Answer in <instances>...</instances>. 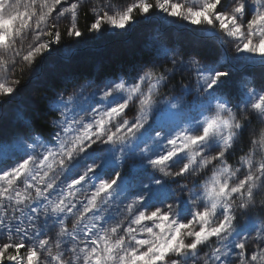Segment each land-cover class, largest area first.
Segmentation results:
<instances>
[{
  "label": "snow or ice",
  "instance_id": "obj_1",
  "mask_svg": "<svg viewBox=\"0 0 264 264\" xmlns=\"http://www.w3.org/2000/svg\"><path fill=\"white\" fill-rule=\"evenodd\" d=\"M154 21L225 52L185 61L156 33L131 73L53 92V120L17 114L0 131V264H264V0H0V107L85 34ZM185 71L194 86L167 91Z\"/></svg>",
  "mask_w": 264,
  "mask_h": 264
},
{
  "label": "trees",
  "instance_id": "obj_2",
  "mask_svg": "<svg viewBox=\"0 0 264 264\" xmlns=\"http://www.w3.org/2000/svg\"><path fill=\"white\" fill-rule=\"evenodd\" d=\"M85 18L81 16L80 27L83 31L85 28ZM153 24L137 25L130 29L127 36L117 35L116 32H106L103 35L85 34L78 38L79 43L74 44L72 49L73 55L71 59L65 57V49L60 46V51L54 52L51 57L38 63L34 71L29 72L22 78L21 81V96L19 101L9 103L6 112L0 114V120L4 126H9L8 131H15L17 127V114L25 117H31L29 102L26 101L30 96L34 97V102L31 106H39L40 119L38 124L43 125L46 118L48 121L54 119L53 116H44V112L49 108L51 94L55 91L67 89L69 93L74 88L85 86L84 95L87 96L98 88L97 86L103 81L114 80L118 76H123L125 72L131 73L134 68L144 64L148 59L153 49V44L148 49L139 48L137 53H131L127 49L128 45L139 46L140 40H145L146 32L150 31ZM182 34L183 45H181L179 59H187L186 55H197V58L209 60V57L222 53L221 47L217 46L216 42L209 41L205 43H197L194 41V34ZM73 43L72 41H66ZM146 43V41H145ZM148 44V42H147ZM149 45V44H148ZM72 63L75 68L74 73L70 75L72 82H65L56 77L52 73L60 71L63 66ZM52 71V72H51ZM70 80V81H71ZM192 78L188 75L176 74L172 84L167 91L173 95L179 94L182 85L191 84ZM91 85L90 87L88 85ZM58 116V113L56 114ZM2 131V127H0ZM234 162L230 160V163Z\"/></svg>",
  "mask_w": 264,
  "mask_h": 264
},
{
  "label": "rangeland",
  "instance_id": "obj_3",
  "mask_svg": "<svg viewBox=\"0 0 264 264\" xmlns=\"http://www.w3.org/2000/svg\"><path fill=\"white\" fill-rule=\"evenodd\" d=\"M116 2H120V0H116ZM152 24H153V26H152L151 30L146 32L147 35H146L145 40H140L138 47H136L134 44L133 45L130 44L127 46V49L130 50L131 53L136 54L139 48H141L143 50L148 49L151 44H153V49H154V43H155L154 36L156 35V33H163L167 37L169 47L175 48L178 52H180L181 45H183V43H182L183 42V40H182L183 35L180 33H186L187 32L190 34H195V29L193 28V26L187 25L186 22H182V21H177L175 23H167V24L163 23L162 21H154ZM109 31L114 32L112 30H109ZM128 32L124 33L122 35L127 36ZM145 41H146V43H145ZM147 42L149 45L147 44ZM216 44H217V46L221 47L222 53H219L217 55L209 57V60L221 57V56H223V54L225 52L226 46H222L219 42H216ZM153 49L151 51L152 54H153ZM191 57L192 56L188 57V55H186L187 59H184V60L187 61ZM228 58H230V56ZM74 69L75 68L72 66V63H68L67 65L65 64L63 66V68L60 69V71H56L55 73L53 72L52 74L55 75L56 77H60V79L62 81L69 83V82H72L70 75L74 73V71H75ZM234 71H235V69H234ZM183 75H188L189 77L191 75V78H192L191 85L194 86V74H190L188 71H185L183 73ZM108 82H110V80L103 81L102 83H100L97 86L98 88L95 91H97L100 88H103V86L105 84H107ZM71 85L72 84H70V87H71ZM21 95L22 94L20 92V95L17 96V98H16V102L22 98ZM97 98H99V97H97ZM26 101L29 102V105H32V103L34 102V97L30 96L28 99H26ZM8 106H9V104H6L3 107H0V114L6 112ZM134 111H135V109L133 108L132 110H130L128 112L129 118L132 117ZM0 127H2V132L6 136H10L14 132V130L12 128H11L12 131H8L9 126H4V123H2L1 120H0ZM177 195H179V193H177Z\"/></svg>",
  "mask_w": 264,
  "mask_h": 264
}]
</instances>
